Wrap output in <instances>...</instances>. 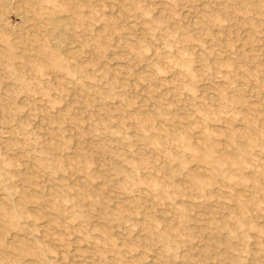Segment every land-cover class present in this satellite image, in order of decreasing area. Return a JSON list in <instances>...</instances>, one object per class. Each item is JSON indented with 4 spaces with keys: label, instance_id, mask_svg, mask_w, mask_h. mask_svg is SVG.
<instances>
[{
    "label": "rangeland",
    "instance_id": "1",
    "mask_svg": "<svg viewBox=\"0 0 264 264\" xmlns=\"http://www.w3.org/2000/svg\"><path fill=\"white\" fill-rule=\"evenodd\" d=\"M0 11V264H264V0Z\"/></svg>",
    "mask_w": 264,
    "mask_h": 264
},
{
    "label": "bare ground",
    "instance_id": "2",
    "mask_svg": "<svg viewBox=\"0 0 264 264\" xmlns=\"http://www.w3.org/2000/svg\"><path fill=\"white\" fill-rule=\"evenodd\" d=\"M8 5H9V3H8ZM12 6H14V5H12ZM6 8H8V7H6ZM14 11L10 12L9 16L5 20L3 19L5 22V26H6L5 29L6 28L11 29L10 32L15 33V35L16 34L18 35L19 33L22 34L23 32L24 33L28 32L30 29H29V25H28L29 23L27 24V22H28L27 19L21 17L18 13L14 12ZM6 13H8V12H6ZM3 17H4V14H3ZM49 21H50L48 23V25H49L48 29L49 30L46 27L45 28L47 29L48 34H49L50 46H52L55 49H58V51L60 50V51H64V52H66V51L67 52H69V51L70 52L71 51L76 52L77 47H79V46H77V44H75V42L70 38V34H69V24L70 23L67 21V19L66 18L64 19V17L63 18L54 17L51 19L49 18ZM31 28H32V26H31ZM33 30H36V29H33ZM33 30H32V32H33ZM38 32H39V30H38ZM40 32H42V31H40ZM34 35H36V34H34Z\"/></svg>",
    "mask_w": 264,
    "mask_h": 264
}]
</instances>
